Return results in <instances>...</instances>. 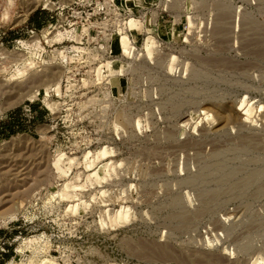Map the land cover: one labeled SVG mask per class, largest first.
<instances>
[{
  "label": "rangeland",
  "instance_id": "1",
  "mask_svg": "<svg viewBox=\"0 0 264 264\" xmlns=\"http://www.w3.org/2000/svg\"><path fill=\"white\" fill-rule=\"evenodd\" d=\"M0 264H264V0H0Z\"/></svg>",
  "mask_w": 264,
  "mask_h": 264
},
{
  "label": "bare ground",
  "instance_id": "2",
  "mask_svg": "<svg viewBox=\"0 0 264 264\" xmlns=\"http://www.w3.org/2000/svg\"><path fill=\"white\" fill-rule=\"evenodd\" d=\"M129 1V0H128ZM7 16V15H6ZM221 18V17H220ZM133 28V27H132ZM115 40V42H117V44H120L121 46H124V47H129V37H127L126 35H123V36H121V37H119V38H117V39H114ZM130 49V48H129ZM29 64L30 65H32V62L30 61L29 62ZM56 82V81H55ZM57 83V82H56ZM55 85H58V84H55ZM56 88V90H58L59 89V87L57 88V87H55ZM33 94L32 95H30L31 97H33V96H35L37 93L34 91V92H32ZM51 107V106H50ZM112 165V164H111ZM108 167H107V169L109 170V169H113V166L111 167L109 164L107 165ZM110 167V168H109ZM107 170V171H108ZM106 173V172H105ZM106 174H108V173H106ZM91 176H94V177H99L100 176V174H99V172H98V170H94L93 172H91L90 174H88V177H91ZM104 178V177H103ZM98 180V179H97ZM100 180V179H99ZM223 183V182H222ZM67 186V185H66ZM70 188V187H69ZM63 189V188H62ZM74 195L75 194H71V195H68L69 196V198H72V197H74ZM76 206H77V204H70V208L71 209H75L76 208ZM199 212H200V210H199ZM119 213L120 214H123V210H120L119 211ZM186 216V215H185ZM10 217V216H9ZM8 219V218H7ZM44 261H46V262H50L51 260H44Z\"/></svg>",
  "mask_w": 264,
  "mask_h": 264
}]
</instances>
